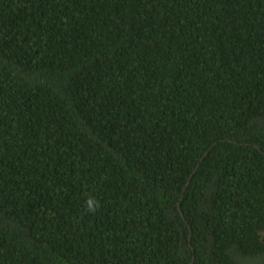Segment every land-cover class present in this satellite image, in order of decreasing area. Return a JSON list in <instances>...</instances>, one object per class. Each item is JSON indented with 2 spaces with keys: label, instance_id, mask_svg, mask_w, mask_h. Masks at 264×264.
<instances>
[{
  "label": "trees",
  "instance_id": "obj_1",
  "mask_svg": "<svg viewBox=\"0 0 264 264\" xmlns=\"http://www.w3.org/2000/svg\"><path fill=\"white\" fill-rule=\"evenodd\" d=\"M0 264H264V0H0Z\"/></svg>",
  "mask_w": 264,
  "mask_h": 264
},
{
  "label": "clouds",
  "instance_id": "obj_2",
  "mask_svg": "<svg viewBox=\"0 0 264 264\" xmlns=\"http://www.w3.org/2000/svg\"><path fill=\"white\" fill-rule=\"evenodd\" d=\"M86 205L88 211H96L99 208V201L96 200L94 197H89L86 200Z\"/></svg>",
  "mask_w": 264,
  "mask_h": 264
}]
</instances>
